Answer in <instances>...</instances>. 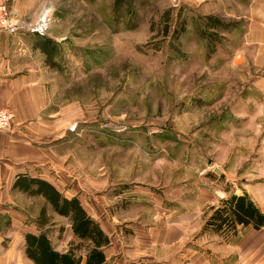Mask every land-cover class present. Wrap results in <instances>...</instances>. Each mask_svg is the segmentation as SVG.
<instances>
[{"label": "rangeland", "instance_id": "obj_1", "mask_svg": "<svg viewBox=\"0 0 264 264\" xmlns=\"http://www.w3.org/2000/svg\"><path fill=\"white\" fill-rule=\"evenodd\" d=\"M44 2L40 35L58 38L54 63L45 55L57 121L35 140L46 154L35 167L105 227L127 235L164 225L206 189L264 177L263 139L250 131L264 103V40L250 43L264 0L137 1L134 28L113 0ZM206 14L224 25L206 27Z\"/></svg>", "mask_w": 264, "mask_h": 264}, {"label": "crops", "instance_id": "obj_2", "mask_svg": "<svg viewBox=\"0 0 264 264\" xmlns=\"http://www.w3.org/2000/svg\"><path fill=\"white\" fill-rule=\"evenodd\" d=\"M7 3L23 28L15 32L0 29V107L9 105L14 112L11 126L0 129V264H35L25 252L26 232L44 231L60 252L67 251L78 238L69 216L55 211L43 194L20 188V183L36 188L30 179L40 178L68 198L80 197L63 191L56 181L35 167L46 159L44 148L35 140L44 134L47 123L56 122L57 118L56 106L48 93L46 54L40 49L46 35L41 36L30 27L50 8L44 0ZM50 37L58 40L56 35ZM261 38L264 40V22H257L250 43ZM257 84L264 92V64ZM250 124L252 136L262 137L264 146L263 101L259 109L250 112ZM218 187L199 194L195 207L174 212L173 221L135 229L127 235L121 231L114 233L86 210L110 237V242L103 246L105 259L101 264H264V222L259 227L238 226L235 234L215 232L204 226L205 219L233 193L246 192L264 214V177L251 179L241 189ZM206 202L214 209L203 217L201 207ZM42 207L46 213L40 218ZM41 221L44 223L40 226ZM78 253H82L81 264H85L84 250Z\"/></svg>", "mask_w": 264, "mask_h": 264}, {"label": "trees", "instance_id": "obj_3", "mask_svg": "<svg viewBox=\"0 0 264 264\" xmlns=\"http://www.w3.org/2000/svg\"><path fill=\"white\" fill-rule=\"evenodd\" d=\"M137 1L142 0H113L112 2L114 15L125 17L126 26L129 28H134L139 24L135 6ZM170 13L171 9L166 8L160 15V20L164 21L163 35H167L170 31ZM202 19L206 27L221 28L224 25V21L214 14H206ZM183 30L184 24L181 22L180 27L177 26L173 29V34L176 36L178 32ZM40 49L46 54V59L54 63L51 59L56 47L55 42L50 37L46 36L41 40ZM30 181L36 183V188H31L29 183L28 185L20 183L19 187L43 194L55 211L69 216L72 230L78 240L72 242L67 251L60 252L54 249L44 231L26 232L24 234L26 255L35 264H81L83 255L78 252L83 249L85 264H101L105 259L103 246L110 242V237L102 229L100 223L88 214L79 198L77 196L68 198L62 195L44 179L31 178ZM45 213L46 208L42 207L40 218H43ZM263 222L264 214L250 201L246 193H233L222 200L221 206L214 209L206 219L204 226L215 232L235 234L238 226L252 224L259 227ZM43 223L41 221L40 226Z\"/></svg>", "mask_w": 264, "mask_h": 264}, {"label": "built area", "instance_id": "obj_4", "mask_svg": "<svg viewBox=\"0 0 264 264\" xmlns=\"http://www.w3.org/2000/svg\"><path fill=\"white\" fill-rule=\"evenodd\" d=\"M47 27L44 15L40 20L30 27V30L42 33ZM23 28L20 18L15 12H12L7 0H0V29L7 30L9 32H15ZM14 112L9 105L0 107V129H8L11 126Z\"/></svg>", "mask_w": 264, "mask_h": 264}, {"label": "water", "instance_id": "obj_5", "mask_svg": "<svg viewBox=\"0 0 264 264\" xmlns=\"http://www.w3.org/2000/svg\"><path fill=\"white\" fill-rule=\"evenodd\" d=\"M216 171H220L218 168H216Z\"/></svg>", "mask_w": 264, "mask_h": 264}, {"label": "bare ground", "instance_id": "obj_6", "mask_svg": "<svg viewBox=\"0 0 264 264\" xmlns=\"http://www.w3.org/2000/svg\"><path fill=\"white\" fill-rule=\"evenodd\" d=\"M47 18V17H46Z\"/></svg>", "mask_w": 264, "mask_h": 264}]
</instances>
